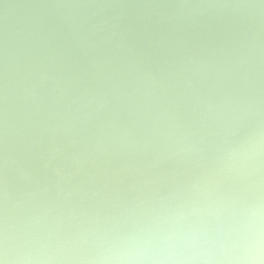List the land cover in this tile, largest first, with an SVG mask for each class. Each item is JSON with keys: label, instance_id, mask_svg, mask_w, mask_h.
Segmentation results:
<instances>
[{"label": "clouds", "instance_id": "clouds-1", "mask_svg": "<svg viewBox=\"0 0 264 264\" xmlns=\"http://www.w3.org/2000/svg\"><path fill=\"white\" fill-rule=\"evenodd\" d=\"M0 264H264V0H0Z\"/></svg>", "mask_w": 264, "mask_h": 264}]
</instances>
